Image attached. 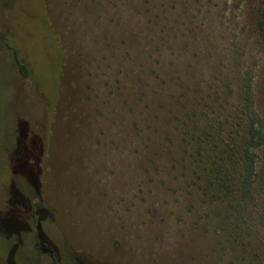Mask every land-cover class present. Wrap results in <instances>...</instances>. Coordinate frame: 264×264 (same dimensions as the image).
I'll use <instances>...</instances> for the list:
<instances>
[{
  "label": "rangeland",
  "instance_id": "rangeland-1",
  "mask_svg": "<svg viewBox=\"0 0 264 264\" xmlns=\"http://www.w3.org/2000/svg\"><path fill=\"white\" fill-rule=\"evenodd\" d=\"M41 2L63 62L37 194L27 159L43 142L17 147L15 117L32 103L0 47V264H264V152L248 200L206 190L242 131L247 76L264 123L257 0ZM19 36L44 65L34 32ZM217 127L210 144L202 131ZM33 210L43 222L29 237Z\"/></svg>",
  "mask_w": 264,
  "mask_h": 264
},
{
  "label": "trees",
  "instance_id": "trees-1",
  "mask_svg": "<svg viewBox=\"0 0 264 264\" xmlns=\"http://www.w3.org/2000/svg\"><path fill=\"white\" fill-rule=\"evenodd\" d=\"M21 1L26 7V11L16 6L7 7L0 5V12L4 11L6 13L5 15L0 13V47L9 61H5V64L7 67L10 66L15 79V88L17 87L16 95L22 100L26 99V101L32 103V113L18 114L19 116L15 117L17 147L26 148L28 141L32 140L37 141V143L39 141L43 142L44 152L41 150L38 158L29 157L27 159L28 163L37 170V174L33 179L34 185L28 182L34 193L37 194L40 186L38 179L43 170L42 165L44 163V158L47 155L46 139L49 138V130L51 129V123L54 118L58 99L60 82L59 71L63 62V53L55 35L46 21L41 0ZM253 24L259 35L263 37L264 0H257ZM18 28H20V30L24 29L25 31L31 30V32H34V39L41 50L40 54L44 61V65L40 63L39 58L30 51L26 43L20 38V30H18ZM41 73L45 74L47 79H42ZM242 81L243 85L241 87L239 102L241 109L239 112V123L242 131L239 133L238 139L234 141L236 144H234V149H232L233 152L229 156V163L223 158L219 159L224 155L223 150L219 152L220 156L212 161L207 173L206 190L208 192L213 191L216 196L219 197L232 195L233 191L236 190L235 192L238 191L244 197V200H248L252 193L251 190L253 185L258 179L257 176H259L258 171L261 157L258 151L262 150V152H264V123L261 121L260 116L254 108L251 77L247 76ZM178 100L181 101L179 97ZM181 106L184 108L182 102ZM36 122L40 126H44L41 134L39 132L42 129H40V127L37 129L38 126ZM193 125L195 127L194 131H187L186 133V135L191 138L193 137V133L198 130L197 126L195 124ZM193 125L189 127L191 131L193 130ZM29 131L32 132L30 139H28L27 136ZM202 132L206 138L211 140L210 144L214 137L216 139L221 136V131L218 130V127L215 136H212L211 131L208 130ZM199 149L200 148L196 147L197 151L195 154H199ZM217 161H220L221 164ZM235 176H237L236 181H233V178L235 180ZM27 181H29L28 178ZM12 190L15 191L14 189ZM37 208V210L41 209L39 206ZM3 214L4 213H0V215ZM36 215V210L30 212V217L35 225L36 232L32 234L31 231H27L29 237L36 234L41 235L40 223L43 221H39ZM0 235L2 236V234ZM9 237L12 236L9 235L8 238ZM35 242L39 244L44 242V240L38 238ZM13 247L12 238L11 245L8 249L10 250ZM30 251L33 256V254H35V249L32 248V245Z\"/></svg>",
  "mask_w": 264,
  "mask_h": 264
},
{
  "label": "flooded vegetation",
  "instance_id": "flooded-vegetation-1",
  "mask_svg": "<svg viewBox=\"0 0 264 264\" xmlns=\"http://www.w3.org/2000/svg\"><path fill=\"white\" fill-rule=\"evenodd\" d=\"M34 248L36 250H39L40 252H42L44 250V248L42 247V245L39 243V244H35Z\"/></svg>",
  "mask_w": 264,
  "mask_h": 264
},
{
  "label": "water",
  "instance_id": "water-1",
  "mask_svg": "<svg viewBox=\"0 0 264 264\" xmlns=\"http://www.w3.org/2000/svg\"><path fill=\"white\" fill-rule=\"evenodd\" d=\"M42 252H43V253H45V252H47V250H46V249H44Z\"/></svg>",
  "mask_w": 264,
  "mask_h": 264
}]
</instances>
